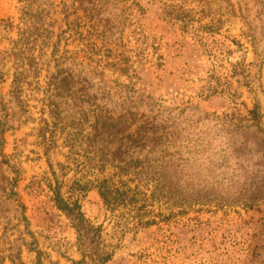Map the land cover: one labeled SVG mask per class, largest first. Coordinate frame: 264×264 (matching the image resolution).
Masks as SVG:
<instances>
[{
	"label": "rangeland",
	"instance_id": "374dc122",
	"mask_svg": "<svg viewBox=\"0 0 264 264\" xmlns=\"http://www.w3.org/2000/svg\"><path fill=\"white\" fill-rule=\"evenodd\" d=\"M57 191L105 264H264V0H0V264L84 260Z\"/></svg>",
	"mask_w": 264,
	"mask_h": 264
},
{
	"label": "trees",
	"instance_id": "16d2710c",
	"mask_svg": "<svg viewBox=\"0 0 264 264\" xmlns=\"http://www.w3.org/2000/svg\"><path fill=\"white\" fill-rule=\"evenodd\" d=\"M98 188L103 199L106 211L113 216L122 217L119 227L125 229L147 228L159 224L158 218L165 221L164 215H155L150 210V201L159 199L157 193L150 196L141 191L139 187L132 188L121 180L119 183L113 179L103 178L90 182ZM89 187V185H87ZM166 197V196H164ZM56 201L59 208L66 213L78 233V246L83 253L84 260L79 264H86L85 258L94 259L98 264H105L111 255L101 247L103 242V226H94L86 219L79 201L69 203L57 191Z\"/></svg>",
	"mask_w": 264,
	"mask_h": 264
}]
</instances>
